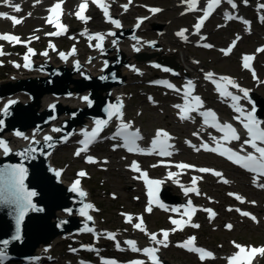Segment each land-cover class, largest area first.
<instances>
[{"label":"water","instance_id":"water-1","mask_svg":"<svg viewBox=\"0 0 264 264\" xmlns=\"http://www.w3.org/2000/svg\"><path fill=\"white\" fill-rule=\"evenodd\" d=\"M154 29H161V27L155 26ZM113 33L111 35L115 39L103 42L99 55L92 56L89 62L92 64L94 60L98 59L104 64V69L98 76L92 75L87 70L71 73L72 61L70 58L66 59V64L60 67L53 66L51 62H44L42 67L47 76L37 79L35 84H28L18 78L0 84V98L8 96L10 100L16 101L9 107L7 114L0 113V120L3 121V125H0V140L5 141L11 150L5 154L0 148V170L17 165L24 167L26 169L24 185L29 192L36 194L31 197L33 206L29 208L20 223L19 240L14 239L17 232L16 215H18L15 205L5 203L0 199V251L20 257L37 255L39 248H43L46 253L56 244L57 240L83 233L88 228L93 229L96 225L93 219L89 221L87 217L79 215L80 209L85 204H90L88 197H81L78 193L72 192L70 190L72 185L62 182L56 175L50 162L52 151L65 141V137L69 139L85 130L91 131L96 119L108 118L104 107L108 98H117L113 94V90L143 78V76L132 73V71H137L136 65L139 62L166 64L183 73V68L173 59H166L160 44L155 45L154 48L158 50L155 54L143 52V46L138 47L140 51H136L135 48L129 51L120 47L119 42L125 37L133 39L135 36L124 35L121 31ZM132 57L135 58L133 62L131 61ZM125 70L130 73L125 74ZM100 81L104 83L101 87L97 85ZM68 91L83 93V97L89 96L93 103L91 106L80 103L71 108L59 107L60 115L56 118V124L58 121L57 127H61V131L55 134L54 141L29 144L28 140L15 135L17 131L25 136L33 130L38 131L37 134L45 133L44 131L50 124L44 121V116L49 112H44L38 119L34 118V114L40 108V99L48 92L57 96L56 93L62 94ZM21 92L31 93L33 100L28 103L21 102L18 98ZM254 97L261 106L260 113H263L264 101L259 97ZM53 104H55V108H58L59 104L56 101ZM117 104H121L122 109L124 108L121 98H118ZM51 108L49 106V111ZM64 114L67 118L62 117ZM114 118L117 117L112 119ZM49 144H52V147H49ZM26 148H32L35 151L27 155H17ZM0 188H5L3 180H0ZM80 189L82 190V188ZM67 209H71V213L66 211ZM87 211L91 216L92 208ZM4 240L10 241V243L4 245L2 243Z\"/></svg>","mask_w":264,"mask_h":264},{"label":"rangeland","instance_id":"rangeland-1","mask_svg":"<svg viewBox=\"0 0 264 264\" xmlns=\"http://www.w3.org/2000/svg\"><path fill=\"white\" fill-rule=\"evenodd\" d=\"M247 1H251L252 3V7H247V12H252L253 14L255 13L257 3H264V0ZM139 2L146 5L157 4L166 8V10L163 11V14L155 19L154 22L164 25L165 29H167V31L169 30V32L165 35V40L170 41L173 46H176L175 38L172 36V31L173 29L177 28L181 22L178 18L174 0H139ZM36 12H38V10H36ZM2 23L5 25L6 30H15L22 34H29L32 31L33 26H35L32 21H27L20 28L13 27L9 21ZM218 24H220L219 20H215L210 24L208 29V31L212 34V39L218 45H225L227 40L222 43L225 38L232 39L237 34L242 35L243 31L245 30L242 26L230 25L225 28V31H217L215 30V27ZM154 34L155 31L149 26V31L145 33V36L155 37ZM255 44L256 39H253V37H247L241 42L239 52H237L236 56L230 59H223L218 53H201L195 49H191L192 47L183 49H177L175 47V49L183 51L185 54H193L198 56L202 61V67H214L220 72H229L239 75L241 72L239 71L238 58L240 51H252L255 47ZM69 46V44L60 45L59 50L68 48ZM148 51L150 50L148 49ZM87 52L88 51L85 53ZM12 55L14 58L17 55V52L14 51ZM261 62H264V55L261 57ZM259 67L261 70L264 69L263 66L259 65ZM251 88L252 91L256 92L262 99H264V84H252ZM125 91H127L130 99V104L128 107V120H134V118H136V125L142 127L145 132H152L156 127L175 129L177 126H179L175 122L171 111H167V108H165V106H168L166 101L162 103L161 107L153 108L146 102V96L143 90L126 87ZM130 93H133V96H131ZM191 131V128H185L184 135H188L190 137L192 134L190 133ZM72 151L73 148H63L55 155L54 158L55 163L61 167H65L70 163V167L68 168V171L65 175V180L70 182L72 178L75 177V170L78 168L86 170L87 177L85 178L84 182L91 193V200L96 205V216L100 227L111 233H123L124 231H127L129 232L127 234H132L130 233L132 232L131 227H128L123 220L124 214L131 211L143 212V208L146 205V199L141 187L136 182H134L132 176L128 173L127 164L129 163V159L123 154H112L110 152L107 153L104 151L101 155H99V157H111L113 163L110 170L104 172L99 170L97 167H91L90 171L89 167L83 168L84 166H87L84 160L77 161L71 158ZM99 151L100 149L94 154L95 157H98ZM179 159L194 161L198 164H218V162L215 161V159L211 156H196L193 152L191 156L182 154L179 156ZM219 165L222 168H225L227 175L234 178V186L230 189H235L243 193L244 198L248 200V205H250V208L258 214L261 223L260 225H253L246 221H239L238 217H234V214L224 213L223 208L225 205L231 204L233 206L235 204L232 198L227 195V193L231 191H228L227 186H216L214 188V185H209L210 179H208L207 182L203 184V188L206 192L213 196L212 198L216 201L214 206L219 210L221 215L217 223L205 224L201 232L198 233L199 241L204 245L213 248L218 254V259L214 263L209 264H223L221 260L223 254L225 252L234 251L229 243L231 239H237L242 243H262L264 241V194L251 189L249 187V181L240 175L239 171L236 169H230L220 162ZM212 182L215 184L216 180H212ZM235 190H233V192H237ZM154 219H159L161 224L152 225ZM229 222L235 224V229L231 233H227L223 230L224 224ZM150 226H153V228L165 226V218L163 220L157 213H155V215L151 217ZM120 238L121 235H118L114 240H109L107 239V235L103 234L96 240L92 239L91 237H77L73 240L68 239L60 242L52 249L53 257L63 259L64 257H67L68 250L70 248H75L76 244H78V247H80L85 243L92 242V240H95V242L102 247L109 246L114 248L116 244H121ZM40 250H42V248H40ZM165 256L174 263L199 264L194 258L175 250L166 252ZM67 260L68 259L65 258L63 262L65 263ZM260 262L261 258L258 264H260ZM262 264H264V260Z\"/></svg>","mask_w":264,"mask_h":264},{"label":"snow or ice","instance_id":"snow-or-ice-1","mask_svg":"<svg viewBox=\"0 0 264 264\" xmlns=\"http://www.w3.org/2000/svg\"><path fill=\"white\" fill-rule=\"evenodd\" d=\"M5 3L9 4V6H13L11 4V0H4ZM93 2L97 3V5L99 7L102 8L104 15L106 17L109 18V20L117 27L120 28L121 24L118 20H111V17L109 15L108 12V5L106 3H103L102 0H93ZM221 0H209V3L207 5V10L204 13V17L195 25V28L197 30L200 29V27L203 25L204 21L208 18V16L211 14V12L214 10V8L216 6H218L220 4ZM196 3V0H191L190 3V7H193ZM229 3H232V0H229ZM233 7H236L235 4L232 5ZM80 11H78L76 13L77 17L81 20H86L87 17H85L84 15H82V12L86 9L87 7V0H85L84 3H82L80 6ZM264 7V6H262ZM15 11L19 12L21 11L20 6L19 5H14ZM60 9H61V4L57 3L54 7H52L50 9V12H52L55 15V27L57 29H60L61 31L58 32H53L50 33L49 35H60L62 34L64 31H66V27L59 23V17H60ZM152 12H158L160 11V9H151ZM0 16L10 19L14 25H18L20 23H22V21L20 19H18L15 16H9L7 13H0ZM229 19H231L232 17L229 16ZM262 21H264V18H262ZM53 17L50 16L48 18V23H53ZM137 27H139V24H137ZM114 35V33H113ZM178 35L180 36H184V32H180L178 33ZM36 39H38V37H35ZM0 39L5 40V41H9V42H16V43H20V38L15 36V35H10V34H0ZM90 39H96L98 41H100L101 43L96 45V47H102V42L104 40V36L103 35H96L94 37H90ZM133 39H136L135 37H133ZM205 47H212L211 45H204ZM54 47V46H53ZM136 51H140V48L135 47ZM73 53H75V48H73ZM225 51V54H228L231 52V47L227 50H222ZM259 51L264 52V48L259 49ZM28 55L24 56V60H25V64L23 65L25 68H30L31 67V63L29 60V55L34 54V50L29 48L28 49ZM5 53L3 52L2 47H0V55H4ZM44 55H47V53L45 52ZM62 58H65V54L61 53L60 54ZM251 59H253V57L251 56H245L243 58L244 60V67L248 68L249 64L248 61H250ZM16 67H20V65H16ZM155 67H161L160 65H155ZM134 71L136 69H133ZM164 71H169V69L165 68ZM213 76L212 73H208V78L211 79ZM101 79H104V77H101ZM222 80H227V85H231V87L233 88H237L239 89L241 92H243V96L244 98L248 97V90L240 88V86L238 84H235L230 78H221ZM160 83V82H158ZM165 83V86L168 88H173L174 86L172 84ZM189 91L184 92V96L187 99L190 95H191V88H192V82L189 81ZM227 85L221 84V83H217L216 87L217 89L220 91V94L222 96H226V97H231V99L235 102H238L240 97L233 95L232 92L227 90ZM177 91H179L177 89ZM85 102H87V104L89 106L92 105L93 101L89 98V96H84L82 98ZM195 101L194 105H189L186 104L183 107L181 105H175V107L180 108L182 110V112L187 113L188 111H197L199 107H202V101L201 98L199 96H195L192 98ZM16 103L15 100H9L8 104L5 105L3 112L4 114L8 113V109L9 107ZM233 108H235V110L237 112H242L243 109L238 107L237 103H233ZM52 109H55V104L51 105ZM122 108L121 104H116V105H112L109 104L107 109L105 110L107 112V119H96L94 121V128L91 130V132H89L88 130H85L83 132V136L85 137V139L79 141V143L81 145H83V147H81L80 149H78L75 152L76 156H80L82 152L87 151L89 145L94 142L96 140L97 137H99V134L101 131H103V128L105 126H107V124L109 123V121L113 118V117H117V118H121V112L120 109ZM201 116H203L204 119V123L205 124H209V118H212V120L216 121L218 120V118L216 117L215 113L212 111H206V112H201L200 113ZM55 117H53L54 119ZM189 118L186 114L185 115H181V119H187ZM237 119H239V117H237ZM243 123V127L246 129L249 139L244 141V144L246 145H250L253 149H255L256 153H258V155L255 154H248L246 156H241L239 153L233 151L230 148H221V147H215V148H210L207 144L203 145V147L205 148V150L208 151H212V152H218L221 156H226L227 159H229L230 161H233L235 164L240 165L241 167L257 173L258 176H264V146H261V144H264V128H261V121H258L256 116L254 115V109L253 112H250L247 116L245 121H242ZM0 125H3V121L0 120ZM212 127L218 128L220 131H225L227 130L225 136L223 137V139L225 141L230 142L231 140H240V136L239 134L236 132V129L231 125V124H224L221 125L218 122L217 123H212L211 124ZM131 128V124L130 123H126L121 119V123H120V127L119 130L116 132V134L112 137V139H116L117 137H121L123 139V143H124V147L127 148V150L129 152H133V151H141L143 152L142 149H139V146L137 145V140L138 139H142V136L139 133V130H135V131H130L129 129ZM53 132H60L61 129L60 128H53L52 129ZM195 134V133H194ZM16 136L18 137H22L25 140H28L29 137L25 136L23 133L17 131L15 133ZM162 137L164 139H162ZM170 139L169 134L165 131V130H157L154 139L152 140V150L153 151H157L158 150V154L161 156H167V155H171V152L168 151V149L170 147H172L170 144L167 143V140ZM215 139V138H213ZM53 137L50 135H46L44 136V141L48 142V141H52ZM67 140V137H65V141ZM36 143H39V141H36ZM49 147H52V144L48 145ZM115 147V146H114ZM0 148L3 149V152L5 154L9 153L11 150L8 146V144L3 141L0 140ZM243 148V146H242ZM35 151V149L32 148H26L23 152L21 153H17V155H27L28 153H31ZM197 151H199V149H197ZM88 162H95L94 159L92 157H88ZM155 166V165H154ZM133 168L134 171L140 172V168L138 167V165L133 162V165L131 166ZM178 168L181 169H185V168H190L192 166L187 165V164H179L177 165ZM200 172H213V174L217 177H221L222 173L220 172H216L214 170H210L207 168H201L199 169ZM56 175L59 176L60 172H56ZM86 172L84 171H80L78 173L79 177H84L86 176ZM175 174L174 173H169L170 177H173ZM26 176V169L22 166H13L9 169H4V170H0V180H3L5 183V188H0V199L3 200V202L5 203H10L12 205H15V208L18 212V215H16V225H17V232L14 236V239L19 240L20 239V235H19V226L20 223L23 221V218L25 216V214L27 213V211L29 210L30 207H32V201H31V197H33L34 195H36L34 192H29L27 190V188L24 185V179ZM143 178L145 180V182L147 183V185L149 186V190H148V195L149 197L152 198L153 201H155L156 199V192L159 190V186L163 183V181L160 180H151L148 179L147 173H143ZM225 183H227L228 181L225 180ZM193 185L196 184V179L194 178L192 181ZM80 180L77 179L71 186V191L78 193L79 196L81 197H85L87 194L82 191L80 189ZM262 187H264V185H261ZM5 191L7 192V195L5 196ZM185 195H187L190 192H196L197 194H199L198 189L196 187H191V188H186L184 189ZM230 195H233L230 193ZM237 199H241L238 195L236 196ZM93 207V205L91 204H85L83 208L80 209L79 211V215L82 217H87V220L91 221L93 218L92 216L88 215V209H91ZM160 207H164L163 204H160ZM188 211H186L184 213V215H187L189 217V222L191 220V215L192 213L195 212V208L192 206L191 201L188 202L187 205ZM149 213L152 211V207H151V202L149 207L146 209ZM66 211H68L69 213H71V209H67ZM173 211L179 212L180 209L179 208H175L173 209ZM205 211L211 212V209H205ZM244 216H249L250 214L247 212L242 213ZM212 215L214 216L215 213H212ZM253 220H255L256 218L253 216L251 217ZM131 219V218H129ZM143 223L142 218L140 219V223L135 224V227L137 229H140L141 231H144L145 229H143L141 227ZM172 223L174 225H179L181 224L180 220H172ZM192 227H196L198 228L199 225L198 224H192ZM228 228H231V225L227 226ZM88 231H92L91 228L87 229ZM168 235L169 233L167 231L163 232V240H157L156 234H151V240L154 241L155 243L158 244H163L165 247L167 246V244L165 243L168 239ZM110 238H114L112 236V234H109ZM194 240L195 237L190 238L186 243H184L183 245H181L182 247L187 248L189 251L192 252H196L199 253L200 255V259L203 260L206 257H212L213 254L211 252H208L202 248H198L194 246ZM4 245H8L10 243V241L8 240H4L2 242ZM128 244H130L132 246V250L133 251H141V249H138L135 246V242L134 241H128ZM235 247L239 250L235 255H233L232 257H230V264H251V259L248 255H246L247 253L251 252V253H264V248H260V249H256V248H251L250 250L247 249L245 246L239 245V244H235ZM144 253H146L149 257L152 258L153 264H159V260L156 257L155 253L158 251V249H154V248H145L142 250ZM5 257V252L4 251H0V260H2ZM133 264H142L141 261H135L133 262Z\"/></svg>","mask_w":264,"mask_h":264},{"label":"bare ground","instance_id":"bare-ground-1","mask_svg":"<svg viewBox=\"0 0 264 264\" xmlns=\"http://www.w3.org/2000/svg\"><path fill=\"white\" fill-rule=\"evenodd\" d=\"M133 13H136V12H133ZM212 18H213V17H212ZM210 20H211V19H210ZM152 22H153V21H152ZM152 22H149L148 24H151ZM153 23H154V22H153ZM131 44H132V43H131ZM164 44H165V54H166L165 57H167L168 59H173V61H174L176 64L180 65L182 68H184V66H186V67L188 68V70H191V71H193V72H196V71H197V69H198V67H199V63L196 62V60H195L194 57L190 56L189 54H185V52H183V51H178V52H176V50H175V46H173V44H172L170 41H164ZM122 47H124V46H122ZM124 48H125V47H124ZM152 50H153V49H152ZM109 55H110V54H109ZM131 59L134 60L135 58L132 57ZM139 63H141V62H139ZM100 66H101V62H100L98 59H96L95 61L92 62V64H90L89 66H87L86 70L94 71V70L99 69ZM124 73H125V74H129L130 71L125 70ZM144 75H145V77H147L146 74H144ZM30 76H34V75H33V74H28V75H26L25 77H30ZM82 81H83V79H82ZM34 84H35V83H34ZM103 84H104L103 81H100V82H98L97 85H99V87H101ZM113 93L116 94L117 96H120L121 93H123V89H118V88H116V89L113 90ZM93 94H94V93H93ZM75 95H78V94L75 93ZM78 96H80V98L82 97L81 94L78 95ZM40 101H41V104H42L43 107H44L45 105L51 103V102L53 101V95H52V93H51V92L46 93V94L40 99ZM72 102H73L72 100H66L65 103H68V104L70 105ZM81 102H82V101L80 100V103H81ZM263 107H264V105H263ZM165 108H167V111L170 110V108L167 107V106H165ZM172 109H174V108L172 107ZM44 121H45L46 123H50V122H52V121H51V118L49 117V115H46V116L44 117ZM141 143H143V142H139V144H141ZM149 151H150V150H148V152H149ZM187 178H188V177H187ZM166 187H167V186H166ZM93 215H94L93 217H94L95 219H97V218H96V212H95V211H94ZM72 236H73V235H72ZM72 236H70V238H73ZM58 241H60V240H57L56 243H57ZM38 250L40 251V248H39ZM39 251H38V252H39ZM160 257H161V259H162V256H161V255H160Z\"/></svg>","mask_w":264,"mask_h":264}]
</instances>
